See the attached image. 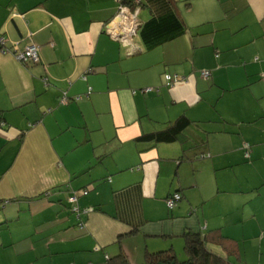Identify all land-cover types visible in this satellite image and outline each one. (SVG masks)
<instances>
[{
	"label": "crops",
	"instance_id": "0c3cea01",
	"mask_svg": "<svg viewBox=\"0 0 264 264\" xmlns=\"http://www.w3.org/2000/svg\"><path fill=\"white\" fill-rule=\"evenodd\" d=\"M171 1L144 0L140 24L172 8L187 31L149 49L138 29L133 51L107 31L118 0H0V264L183 257L186 229L264 264V0ZM32 45L37 60L16 57ZM182 114L208 156L136 140Z\"/></svg>",
	"mask_w": 264,
	"mask_h": 264
},
{
	"label": "trees",
	"instance_id": "16d2710c",
	"mask_svg": "<svg viewBox=\"0 0 264 264\" xmlns=\"http://www.w3.org/2000/svg\"><path fill=\"white\" fill-rule=\"evenodd\" d=\"M118 2L119 5L120 3H127L133 10L144 4V0H118ZM162 12L164 13H153L151 17L145 22H142L139 27V33L149 49L159 46L164 42L171 41L187 31V26L184 20L174 9H165ZM155 90V88H152V90L147 91L146 93ZM74 99L80 100L81 96H76ZM68 101H70L69 97ZM209 134L210 132L204 129L197 121L191 119L186 114H182L163 129L144 133L137 137L136 140L139 142L155 143H172L180 141L183 143V156L181 159H192L196 157H206V155L208 156L209 153L206 152ZM249 146L248 143L247 146H245L247 155L250 153ZM88 190L87 187H83L72 191L71 195L77 194L78 196L81 192L86 194L88 193ZM84 191L87 192L84 193ZM174 193L179 194L180 198L175 200L173 207H169L167 204V198L172 197ZM168 197L166 198V205L172 210L182 199L183 194L180 191H175ZM69 202L72 203L73 208L76 202L73 203L70 200ZM183 237L186 259L180 260L173 248L159 249L156 251L148 250L146 252L144 264H234L228 259V257H225L208 247L210 242H217L227 248L229 244H225L222 235L208 234L201 231L186 229L183 233ZM108 258L110 264H127L128 262L126 257L122 254Z\"/></svg>",
	"mask_w": 264,
	"mask_h": 264
},
{
	"label": "built area",
	"instance_id": "2783aa9c",
	"mask_svg": "<svg viewBox=\"0 0 264 264\" xmlns=\"http://www.w3.org/2000/svg\"><path fill=\"white\" fill-rule=\"evenodd\" d=\"M120 1V0H119ZM137 9H131L130 5L127 3H120L119 10L117 15L113 21L107 24V31L112 33L114 37L120 39L126 44H131L130 46L133 48V51H136V46L134 45V37L137 35L138 29L140 27V21L136 14ZM119 17L117 20L116 18ZM15 53V52H14ZM16 57L23 61L27 62L29 60H37L38 59V49L34 45L28 47L23 53H15ZM202 75L204 77L209 76V71H202ZM264 76V74H263ZM166 80L169 84L174 83L177 80V77H173L170 74L165 75ZM152 88H145L144 92L150 91ZM62 102H68V97L64 95L62 98ZM247 146V144H246ZM87 191H84L86 193ZM180 195L174 193L172 197L167 198V204L169 207H173L175 204V200L179 199ZM78 196L77 194L71 195L69 200L73 203L77 202ZM75 211H79L78 206L75 205L73 207Z\"/></svg>",
	"mask_w": 264,
	"mask_h": 264
},
{
	"label": "rangeland",
	"instance_id": "374dc122",
	"mask_svg": "<svg viewBox=\"0 0 264 264\" xmlns=\"http://www.w3.org/2000/svg\"><path fill=\"white\" fill-rule=\"evenodd\" d=\"M202 71V69H201ZM180 256V255H179ZM180 260H183V259H186V256H183V257H179Z\"/></svg>",
	"mask_w": 264,
	"mask_h": 264
},
{
	"label": "water",
	"instance_id": "95a60500",
	"mask_svg": "<svg viewBox=\"0 0 264 264\" xmlns=\"http://www.w3.org/2000/svg\"><path fill=\"white\" fill-rule=\"evenodd\" d=\"M117 20L119 19V17L116 18Z\"/></svg>",
	"mask_w": 264,
	"mask_h": 264
}]
</instances>
